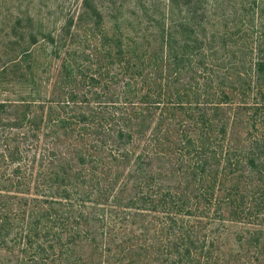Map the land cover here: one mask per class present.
<instances>
[{"label": "trees", "instance_id": "16d2710c", "mask_svg": "<svg viewBox=\"0 0 264 264\" xmlns=\"http://www.w3.org/2000/svg\"><path fill=\"white\" fill-rule=\"evenodd\" d=\"M17 3L0 264H264V0Z\"/></svg>", "mask_w": 264, "mask_h": 264}, {"label": "rangeland", "instance_id": "374dc122", "mask_svg": "<svg viewBox=\"0 0 264 264\" xmlns=\"http://www.w3.org/2000/svg\"><path fill=\"white\" fill-rule=\"evenodd\" d=\"M26 1L27 0H24V4H23L24 6H22L24 8H21V9L34 12L36 15L38 14L41 16L42 15L45 16L46 7L43 6L44 3L46 4V6H51L53 7V9H56V10H57L56 6H58L60 3V0H54V1L52 0V2L49 0H42L43 3L41 2V0H31L30 4H27ZM18 5H20V3H17V0H0V10L3 7H10L11 10H13L14 12L16 11ZM59 22L57 20V22L55 23H57L58 25Z\"/></svg>", "mask_w": 264, "mask_h": 264}]
</instances>
